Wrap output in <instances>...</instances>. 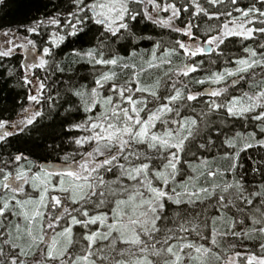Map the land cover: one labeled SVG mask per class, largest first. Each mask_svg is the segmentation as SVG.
<instances>
[{
	"label": "snow or ice",
	"instance_id": "snow-or-ice-1",
	"mask_svg": "<svg viewBox=\"0 0 264 264\" xmlns=\"http://www.w3.org/2000/svg\"><path fill=\"white\" fill-rule=\"evenodd\" d=\"M14 4L0 264H264V0Z\"/></svg>",
	"mask_w": 264,
	"mask_h": 264
},
{
	"label": "trees",
	"instance_id": "trees-1",
	"mask_svg": "<svg viewBox=\"0 0 264 264\" xmlns=\"http://www.w3.org/2000/svg\"><path fill=\"white\" fill-rule=\"evenodd\" d=\"M39 0H37V3ZM32 0H26V4H31ZM28 11L26 6H17L12 5L9 9L0 10V23H7L9 21H19L24 18L25 13ZM20 100H24V93L21 91ZM5 102L0 101V106H2ZM7 106L12 107L13 102L7 101Z\"/></svg>",
	"mask_w": 264,
	"mask_h": 264
}]
</instances>
